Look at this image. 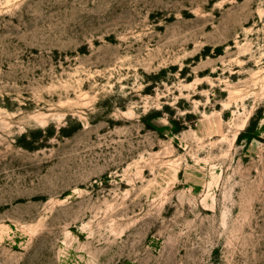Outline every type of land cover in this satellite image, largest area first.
I'll return each mask as SVG.
<instances>
[{"label": "rangeland", "instance_id": "374dc122", "mask_svg": "<svg viewBox=\"0 0 264 264\" xmlns=\"http://www.w3.org/2000/svg\"><path fill=\"white\" fill-rule=\"evenodd\" d=\"M0 264H264V0H0Z\"/></svg>", "mask_w": 264, "mask_h": 264}, {"label": "trees", "instance_id": "16d2710c", "mask_svg": "<svg viewBox=\"0 0 264 264\" xmlns=\"http://www.w3.org/2000/svg\"><path fill=\"white\" fill-rule=\"evenodd\" d=\"M241 135H242V133L239 134V137H241ZM239 137H238V139H239Z\"/></svg>", "mask_w": 264, "mask_h": 264}]
</instances>
